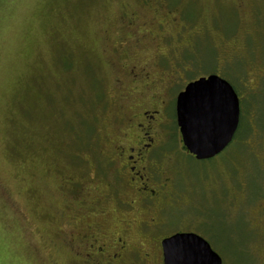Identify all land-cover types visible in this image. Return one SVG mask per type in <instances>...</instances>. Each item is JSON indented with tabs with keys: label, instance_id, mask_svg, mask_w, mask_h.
Returning <instances> with one entry per match:
<instances>
[{
	"label": "rangeland",
	"instance_id": "obj_1",
	"mask_svg": "<svg viewBox=\"0 0 264 264\" xmlns=\"http://www.w3.org/2000/svg\"><path fill=\"white\" fill-rule=\"evenodd\" d=\"M141 1L0 0V264H76L59 233L72 228L76 206L64 195L63 181H80L91 191L89 200L106 191L97 177L112 159L110 124L127 115L111 65L112 46L129 37L123 13L143 25L139 36L145 38L130 51L141 65L153 64L167 47H181L175 40L170 46L149 41L150 24L169 12L191 27L175 60L176 71H187L175 75L169 101L210 75L226 80L240 99L237 137L207 161L182 149L169 107L173 124L162 136L166 157L159 160L172 185L161 234H196L226 264L250 263L243 249L252 237L264 244L261 219L252 222L255 234L246 223L264 206V0ZM234 194L241 199L238 210ZM109 207L106 226L112 228L119 214ZM145 237L133 229L135 246ZM258 254L257 264H264Z\"/></svg>",
	"mask_w": 264,
	"mask_h": 264
},
{
	"label": "flooded vegetation",
	"instance_id": "obj_2",
	"mask_svg": "<svg viewBox=\"0 0 264 264\" xmlns=\"http://www.w3.org/2000/svg\"><path fill=\"white\" fill-rule=\"evenodd\" d=\"M141 2L147 5L149 0ZM157 5L168 12L166 5ZM159 6L155 11L160 12ZM166 16L168 17L165 21L153 22L156 26L150 24L145 32L149 41L170 46L175 40L180 48L187 47L183 44V38L190 36L191 27L183 21L180 24V21L171 18L169 12ZM121 25L129 37L112 46L111 65L115 71V87L121 108L127 115L124 118L116 117L110 124V132L113 131L114 135L106 141L110 143L112 159L105 162L101 170L103 174L97 177L104 185L103 189L106 187V191L94 192L92 200H89L87 197L92 195L91 191L86 192L80 181L73 178L63 181L66 190L64 195L70 202H75L76 206L72 209V228L64 226L59 229V233L63 236V247L71 251L76 264H163L161 243L176 234H161L160 220L167 205L166 200L171 195L172 180L167 178L169 176L159 157H166L162 136L167 133L170 124H173V120H168L167 116L170 106V113L174 115V123L177 125L176 98L180 92L176 95L175 103L172 98L169 101V92L176 80L175 75L185 73L187 69L179 68L180 71H176V53L180 48L174 45L167 47L163 54L158 53L151 65L135 63L136 58L130 51L140 47L141 39L145 38L141 37V34L139 36L143 25H137L135 15L124 13ZM172 32L173 35L170 34ZM130 38L135 39L134 46H130ZM188 39L185 43H189L188 48L191 49L192 44ZM116 62L119 63L118 69L114 66ZM183 76L182 74V78ZM238 101L240 107L239 97ZM232 144L233 140L229 146ZM182 149L187 153L183 143ZM235 195L231 196L234 198L232 204L238 210L241 199H237L238 196ZM254 202L253 200L252 203ZM110 204L113 206V212L119 214V222L112 228L106 226L105 218L110 212ZM259 209L257 218H251V212H247L250 214V220L246 223L250 224L254 234L258 228H253L252 222L260 218V223L264 224V206ZM89 217L93 219V223L85 224ZM133 229H139L140 233L147 237V241H143L141 246H135L133 243ZM253 241L252 237L243 249L244 253H248L250 260V263L247 261L246 264H257L259 252L264 256V244L260 243L258 246ZM218 256L221 264H226L224 257Z\"/></svg>",
	"mask_w": 264,
	"mask_h": 264
},
{
	"label": "water",
	"instance_id": "obj_3",
	"mask_svg": "<svg viewBox=\"0 0 264 264\" xmlns=\"http://www.w3.org/2000/svg\"><path fill=\"white\" fill-rule=\"evenodd\" d=\"M176 123L187 153L210 160L232 142L240 107L232 86L216 75L190 82L176 98ZM163 264H221L210 245L193 233H176L161 243Z\"/></svg>",
	"mask_w": 264,
	"mask_h": 264
},
{
	"label": "trees",
	"instance_id": "obj_4",
	"mask_svg": "<svg viewBox=\"0 0 264 264\" xmlns=\"http://www.w3.org/2000/svg\"><path fill=\"white\" fill-rule=\"evenodd\" d=\"M237 133H238V131L236 132L234 139L237 137ZM234 139H233V141H234Z\"/></svg>",
	"mask_w": 264,
	"mask_h": 264
}]
</instances>
